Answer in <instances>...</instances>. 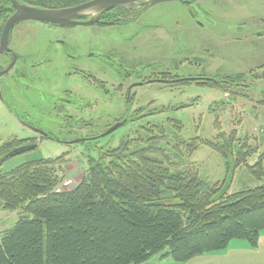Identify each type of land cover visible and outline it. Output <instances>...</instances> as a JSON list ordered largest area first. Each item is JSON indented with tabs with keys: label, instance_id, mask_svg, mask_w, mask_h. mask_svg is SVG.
<instances>
[{
	"label": "rangeland",
	"instance_id": "obj_1",
	"mask_svg": "<svg viewBox=\"0 0 264 264\" xmlns=\"http://www.w3.org/2000/svg\"><path fill=\"white\" fill-rule=\"evenodd\" d=\"M150 2L86 10L83 20H101L90 26L13 28L9 48L18 60L0 76V156L38 146L0 166V231L31 216L26 194L8 205L1 186L39 159L55 167L60 190L78 185L91 159L106 163L121 147L148 149L170 171L192 170L226 193L260 184L238 155L247 150L249 164L264 165V0ZM9 61L0 54V69ZM237 73L247 78L219 79Z\"/></svg>",
	"mask_w": 264,
	"mask_h": 264
},
{
	"label": "trees",
	"instance_id": "obj_2",
	"mask_svg": "<svg viewBox=\"0 0 264 264\" xmlns=\"http://www.w3.org/2000/svg\"><path fill=\"white\" fill-rule=\"evenodd\" d=\"M18 1L52 10L91 0ZM14 12L10 0H0V39ZM243 78L246 73L219 79L237 84ZM146 151L130 153L121 147L106 163L91 159L80 183L68 190L56 189L57 170L40 159V165H26L19 175L9 177L1 186L6 204L25 193L31 216H22L0 232V264H143L160 253L161 258L184 263L224 251L235 240L258 245L264 233V165L260 160L249 164L250 153L241 149L238 163L255 169L260 184L226 193L224 184L204 181L192 170L172 172ZM14 178L15 182H9ZM167 196L176 202H164Z\"/></svg>",
	"mask_w": 264,
	"mask_h": 264
},
{
	"label": "water",
	"instance_id": "obj_3",
	"mask_svg": "<svg viewBox=\"0 0 264 264\" xmlns=\"http://www.w3.org/2000/svg\"><path fill=\"white\" fill-rule=\"evenodd\" d=\"M15 12L7 19L4 24L2 35L0 39V54H8L9 52L12 53L13 59L11 63L7 66L6 69L0 71V76L9 72L14 63L16 61V54L11 51L9 48V37L11 30L13 27L21 22L26 20H34L40 22H47L53 24H59L62 26L66 25H82V26H90L95 24H100L101 20L99 17H92L89 20H82V16L86 10L89 9H97L100 12L111 9L113 7L125 4H134L138 0H91L89 2L80 4L75 7L65 8V9H40L33 6H28L25 4H21L18 0H10ZM150 4L154 3H161V2H170V1H184L189 2V0H150ZM121 126V123L115 124L110 129H108L102 136H106L114 132ZM37 130L40 134H45L44 131ZM38 146L37 143H27L21 146H18L8 153L0 156V166L7 161L8 159L24 153L28 150L34 149Z\"/></svg>",
	"mask_w": 264,
	"mask_h": 264
},
{
	"label": "crops",
	"instance_id": "obj_4",
	"mask_svg": "<svg viewBox=\"0 0 264 264\" xmlns=\"http://www.w3.org/2000/svg\"><path fill=\"white\" fill-rule=\"evenodd\" d=\"M157 256L158 262L156 264H264V233L260 235L256 247L235 241L224 251L199 255L184 263L175 262L171 258H161L160 255ZM153 258L147 261L148 264Z\"/></svg>",
	"mask_w": 264,
	"mask_h": 264
},
{
	"label": "flooded vegetation",
	"instance_id": "obj_5",
	"mask_svg": "<svg viewBox=\"0 0 264 264\" xmlns=\"http://www.w3.org/2000/svg\"><path fill=\"white\" fill-rule=\"evenodd\" d=\"M82 19V18H81ZM102 19V18H101ZM83 20V19H82ZM26 21H34V20H26ZM34 22H37V23H40V24H43L44 26H50V27H56V28H59V29H62V28H65V27H75V26H77V25H66V26H62V25H59V24H53V23H47V22H40V21H34ZM20 23V22H19ZM18 24V23H17ZM16 24V25H17ZM15 27V26H14ZM13 27V28H14ZM13 30V29H12ZM12 30H11V32H12ZM10 35H11V33H10ZM10 38V37H9ZM57 42H59V43H63V41L62 40H58ZM9 46V45H8ZM12 51V50H11ZM13 52V51H12ZM7 56H9L10 57V61H9V63H8V65L11 63V61H12V59H13V56H12V53L11 52H9L8 54H6ZM70 58H72V59H74V57H72L71 55H70ZM17 60H18V55L16 56V61H15V63H14V66H15V64H16V62H17ZM7 65V66H8ZM7 66L5 67V68H3V69H0V71H3L4 69H6L7 68ZM13 66V67H14ZM13 67H12V69H13ZM191 78V77H190ZM196 78V77H195ZM198 78H201V77H198ZM184 79V78H183ZM132 87H129V89H131ZM26 126L27 127H29V128H31L32 129V131L34 132V133H37V134H40L37 130H34L33 128H35V126L34 125H32V124H28V123H26ZM36 129H38V128H36ZM38 130H40V129H38ZM40 136H46V133L43 135V134H40ZM34 138V137H33Z\"/></svg>",
	"mask_w": 264,
	"mask_h": 264
},
{
	"label": "built area",
	"instance_id": "obj_6",
	"mask_svg": "<svg viewBox=\"0 0 264 264\" xmlns=\"http://www.w3.org/2000/svg\"><path fill=\"white\" fill-rule=\"evenodd\" d=\"M71 181L65 182L64 186H69Z\"/></svg>",
	"mask_w": 264,
	"mask_h": 264
},
{
	"label": "bare ground",
	"instance_id": "obj_7",
	"mask_svg": "<svg viewBox=\"0 0 264 264\" xmlns=\"http://www.w3.org/2000/svg\"><path fill=\"white\" fill-rule=\"evenodd\" d=\"M94 11H95V10L92 9V10H90L89 12L93 13Z\"/></svg>",
	"mask_w": 264,
	"mask_h": 264
}]
</instances>
